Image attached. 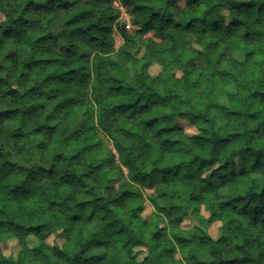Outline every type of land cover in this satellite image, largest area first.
I'll list each match as a JSON object with an SVG mask.
<instances>
[{"label":"trees","instance_id":"16d2710c","mask_svg":"<svg viewBox=\"0 0 264 264\" xmlns=\"http://www.w3.org/2000/svg\"><path fill=\"white\" fill-rule=\"evenodd\" d=\"M117 2L26 0L21 15L0 21V234L21 246L24 237L38 240L23 264H262L264 41L258 30L237 37L245 23L239 16L229 27L223 17H209L215 35L188 49L153 31L165 0ZM197 2L189 0V7ZM200 6L203 13L187 18L186 27L200 21L202 28L210 10ZM254 6L250 0L232 8ZM122 9L136 26L135 40L120 22ZM57 10L65 13L62 25ZM66 34L69 42L61 43ZM85 43L99 52H81L73 62ZM153 43L162 58L146 59ZM166 62L193 70L187 88H177V73L169 75ZM155 65L162 68L157 77L149 73ZM181 118L200 133L188 136ZM230 150L250 153L254 162L237 170L233 160L216 159ZM25 151L39 162L24 161ZM186 164H195V172ZM142 187L153 191L145 195ZM188 219L199 225L185 229ZM215 222L223 224L216 240L208 235ZM234 229L250 232L240 242L232 239ZM54 232L65 237L61 248L46 244ZM229 244L233 250L221 259L216 245ZM3 246L0 264H21L25 249L12 261ZM138 248L148 250L142 262Z\"/></svg>","mask_w":264,"mask_h":264},{"label":"clouds","instance_id":"9594fccd","mask_svg":"<svg viewBox=\"0 0 264 264\" xmlns=\"http://www.w3.org/2000/svg\"><path fill=\"white\" fill-rule=\"evenodd\" d=\"M26 0H0V15L4 17H10L11 19H15L17 16L21 15V10L24 7ZM63 0H55V4L62 3ZM114 4L117 2V0H113ZM244 3L246 6L250 3V0H198L197 5H193L189 7V0H173L171 4L168 3V0H165V6L161 8V16L160 18H156L153 20V25L155 26L153 28L154 32H161L165 34L168 38L175 40L180 46L184 47L186 46L188 49H191L193 46V42L197 39H199L201 42H203L208 36L215 34L211 32V29L209 27L211 20L209 17L213 19H220L223 17V24L225 27H229L230 21H232L233 17L239 16L241 20H243L245 23L242 27H240L237 31V37H240L243 35L244 32L249 30H258V35L262 41H264V0H254V7H248L246 11H236L232 8L233 4H240ZM200 5L206 6L210 11L205 15V21L202 24V28L196 27L198 24H201L200 21H193L191 25L185 26V20L187 18H190L191 16L201 14L203 13V7ZM131 7V5H129ZM114 11H121V8L117 7L114 8ZM27 15V13H25ZM65 13L57 10L54 13V17L57 19V22L59 24H63L62 18L64 17ZM33 18H36V14H32ZM139 19V17H137ZM86 23H92L91 20L87 21ZM135 27L133 26L132 29L128 32V35L132 36L133 39H136L135 36ZM69 37H67V34L65 38L61 39V43H68ZM88 39V38H86ZM229 45L231 46L232 40L229 38L227 40ZM76 43H79V41H76ZM142 44L133 45L129 44L126 45V48H132V47H142ZM156 48L157 45L153 43L151 48H149V56L146 57V59H160L158 54H156ZM52 51H56V45H52ZM76 56L72 58L73 62H79L78 57L81 52L87 54L89 52L92 53L93 56H95L99 49L96 47L95 44L89 45L88 43H85L83 46L78 47L76 50ZM121 58H124V53L120 52ZM105 65L108 63V57L105 55L104 57ZM178 62H174L173 66H169L167 62L165 63V68L169 72V75L171 72H176L177 77L173 79L179 78V83L177 84V88H187L186 80L190 82L191 79V73L192 69H189L186 73L184 68H181L179 66H176ZM199 66V65H198ZM87 70V69H85ZM151 79V78H149ZM179 109L177 108V112ZM186 119V118H181ZM190 139V138H189ZM181 151H184V148L180 149ZM206 154H210V149L206 150ZM43 154H41L42 156ZM216 159L219 162H223L226 159H231L235 162V167L237 170H239L241 167H250L251 164L254 162V157L250 153L241 154L238 151L235 155L231 154V150L228 153H220L219 151L215 153ZM243 156V158H242ZM22 158L24 161H30L33 165L38 163V158L35 153L25 151L22 153ZM186 161L189 159V157H185ZM218 164H214L213 168H218ZM186 170L189 172H195L196 165L195 164H186ZM213 169L209 168L207 171L204 172V175H208L209 172H211ZM54 191L58 192L59 189H54ZM50 193L49 191L45 190L43 193H41V197L43 199L49 198ZM20 214L27 219V215L21 207ZM249 231L241 230H233L232 232V239L233 240H239L240 242H243V236L248 235ZM24 243L21 246L19 240L12 236L11 234H0V247L3 246V244L8 243L10 240H14L17 243V248L23 247L25 251L21 252V264H23L25 258L28 255V251H30V241L27 237H24ZM217 248V255L222 259L223 253L225 251H232V245L229 244L227 248L221 247L220 245H216ZM248 255H251V251L246 253ZM262 264H264V261H262Z\"/></svg>","mask_w":264,"mask_h":264},{"label":"rangeland","instance_id":"374dc122","mask_svg":"<svg viewBox=\"0 0 264 264\" xmlns=\"http://www.w3.org/2000/svg\"><path fill=\"white\" fill-rule=\"evenodd\" d=\"M116 6H119V3L116 2ZM122 17L120 19V22L122 24H125L129 27V29H132V21H131V16L128 14V11L126 9H122ZM5 20L4 16L0 15V21L3 22ZM146 38H153L154 40L158 41L157 37L154 35V33H149L148 35L145 36ZM115 39H116V48H119L122 45V39L119 36L118 33H115ZM162 71V68L158 65L152 66L149 69V73L151 74V76L153 77H157L158 75H160ZM179 125L180 127L183 128L184 132L188 135V136H195L198 135L200 133V130L194 126L190 121L185 120V119H181L179 120ZM142 190L144 192L145 195L151 193L153 190L150 188H145L142 187ZM153 209L151 207L150 204L147 203L146 205V211L144 213V217L145 218H149L151 213H152ZM202 214L204 217L209 218L210 214L205 211L204 209L202 210ZM199 223H197L196 221L192 220V219H188L183 223V227L185 229H193L196 226H198ZM222 223L221 222H215L213 223L209 228H208V235L211 236L213 239H219L222 235ZM28 240L30 241L31 247L30 248H34L37 247L39 242L38 240L31 236L28 237ZM65 243V237L63 235L62 232H54L51 233L47 240H46V244L51 247H62ZM21 251V247L17 248V243L14 240H10L8 243H6L3 246V255L5 258L10 259L12 261L17 260L18 255ZM148 256V250L146 248H138L135 250V258L138 262H142L146 257Z\"/></svg>","mask_w":264,"mask_h":264}]
</instances>
